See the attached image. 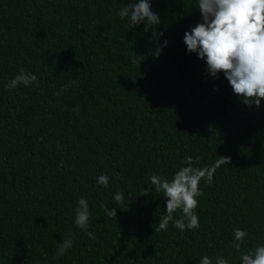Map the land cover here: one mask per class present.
<instances>
[{
	"label": "trees",
	"instance_id": "trees-1",
	"mask_svg": "<svg viewBox=\"0 0 264 264\" xmlns=\"http://www.w3.org/2000/svg\"><path fill=\"white\" fill-rule=\"evenodd\" d=\"M131 2L0 0V264H242L264 245V99L249 106L187 51L185 33L203 22L197 0H150L160 22L148 31L120 19ZM21 68L38 87H5ZM185 156L230 160L199 184V228L155 232L167 199L142 193ZM235 229L247 232L240 251ZM64 235L73 245L56 257Z\"/></svg>",
	"mask_w": 264,
	"mask_h": 264
},
{
	"label": "clouds",
	"instance_id": "clouds-1",
	"mask_svg": "<svg viewBox=\"0 0 264 264\" xmlns=\"http://www.w3.org/2000/svg\"><path fill=\"white\" fill-rule=\"evenodd\" d=\"M197 6L202 14V21L184 35V42L189 53L195 52L200 59L206 60V71L213 77L223 72L229 81L234 93L243 98L251 106H260L264 99V0H197ZM121 20L127 18L128 27H135L140 23L146 24L145 31L153 28L160 22L159 15L151 10L150 0H132L119 11ZM166 43V42H165ZM160 54L157 50L156 55ZM133 59V63H135ZM39 86L35 74L20 69L6 88L12 89L19 85L25 87ZM65 89L56 92L60 95ZM230 158L221 156L208 167H195L199 158L185 156L184 164L169 180L163 176L153 175L150 178V187L145 188L142 194H162L167 199L166 214L159 218L155 232L166 231L170 222L181 231L194 230L200 227L195 209L198 206L197 197L203 195L199 188L201 180L208 185L213 182L217 169ZM98 185L105 188L109 185L107 175L99 176ZM113 200L122 209L125 207V198L122 192H117ZM106 215L115 218L116 209L104 208ZM179 211V219L174 213ZM75 224L81 229H87L91 212L88 201L81 197L75 210ZM88 235L94 238V233ZM246 230H234V247L240 251ZM73 245L70 235H64L57 246L56 257H62ZM242 264H264V245H258L253 251L241 254ZM199 264H213L209 256H203ZM215 264H228L223 256L216 258Z\"/></svg>",
	"mask_w": 264,
	"mask_h": 264
}]
</instances>
